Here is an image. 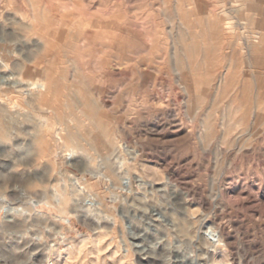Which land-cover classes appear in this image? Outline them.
Listing matches in <instances>:
<instances>
[{
	"label": "rangeland",
	"instance_id": "374dc122",
	"mask_svg": "<svg viewBox=\"0 0 264 264\" xmlns=\"http://www.w3.org/2000/svg\"><path fill=\"white\" fill-rule=\"evenodd\" d=\"M0 264H264V0H0Z\"/></svg>",
	"mask_w": 264,
	"mask_h": 264
},
{
	"label": "bare ground",
	"instance_id": "6f19581e",
	"mask_svg": "<svg viewBox=\"0 0 264 264\" xmlns=\"http://www.w3.org/2000/svg\"><path fill=\"white\" fill-rule=\"evenodd\" d=\"M57 37H59V33H58ZM60 56H63V54L60 55ZM28 60L31 61L32 58L28 57ZM40 69H41L40 66L37 63H34L33 65H26L25 68H24V73L26 72L25 74L27 76H29V79L30 80H29L28 85L31 87L30 89H38V91L42 93V92H46L47 89L52 85V81L47 76V74L45 73V71H43V69H41V71L44 72V73H42L40 71ZM10 76L11 75L7 76L8 77V80H10V79L12 80V77H10ZM32 77H33V80H32ZM13 84H15L16 86H18L16 82H14ZM58 113H59V110H58ZM58 136H61V134L58 133ZM221 244H223V243H221Z\"/></svg>",
	"mask_w": 264,
	"mask_h": 264
}]
</instances>
